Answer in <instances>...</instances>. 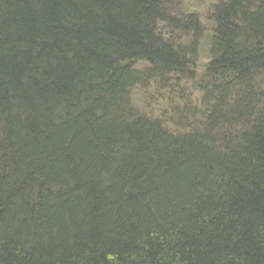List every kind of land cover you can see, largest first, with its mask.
Returning <instances> with one entry per match:
<instances>
[{"label": "trees", "instance_id": "1", "mask_svg": "<svg viewBox=\"0 0 264 264\" xmlns=\"http://www.w3.org/2000/svg\"><path fill=\"white\" fill-rule=\"evenodd\" d=\"M0 264H264V0H0Z\"/></svg>", "mask_w": 264, "mask_h": 264}, {"label": "rangeland", "instance_id": "2", "mask_svg": "<svg viewBox=\"0 0 264 264\" xmlns=\"http://www.w3.org/2000/svg\"><path fill=\"white\" fill-rule=\"evenodd\" d=\"M179 2L185 7L186 10H190L192 11V13L194 12L196 15H199L200 18H203L207 7L212 3H215L216 0H179ZM204 35L205 37H202L199 41L198 48L199 56L201 58V64L203 62L205 65L206 58L208 59L209 56L207 49V36H209V33L205 32ZM178 37L181 38V41L185 40L182 41L184 43L189 42V40L186 38L180 36ZM139 66L141 67L136 68L142 69L143 65L141 64ZM200 70L202 69L196 68L197 72H199ZM178 86L180 90H183V95H181V97L175 96L173 99H170V95L167 90H155L152 84L147 83L144 85V87H135L130 92L129 102L133 105L134 109L139 114L142 113L144 117L160 120L165 119V117L172 118V122L175 123V128L173 129H182L181 126H179L178 124L176 125L177 112L178 110H183L187 106L186 104H189V106L187 107H190V104L193 103L194 93L190 90L188 86H184V84L182 83H180ZM189 95H191V97ZM165 97H167V99H164ZM197 110L199 111V108H197L195 111L197 112ZM175 133L182 134L183 131L179 130L175 131Z\"/></svg>", "mask_w": 264, "mask_h": 264}]
</instances>
